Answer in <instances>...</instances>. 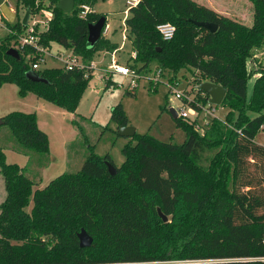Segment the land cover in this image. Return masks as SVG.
<instances>
[{"label": "trees", "instance_id": "trees-1", "mask_svg": "<svg viewBox=\"0 0 264 264\" xmlns=\"http://www.w3.org/2000/svg\"><path fill=\"white\" fill-rule=\"evenodd\" d=\"M18 1L31 4V0ZM97 1L76 0L73 11L64 12L57 6L59 0H50L52 17L47 28L34 31L40 45L50 48L58 43L88 67L96 52L116 49L118 45L103 30L94 45L89 42V24L102 15L92 10L81 17L80 5L94 7ZM250 1L254 5L252 25L195 0H140L127 19L128 37L137 52L135 65L150 71L155 64L173 77L191 68L223 85L227 94L222 105L230 109L229 122L215 118L201 135L196 120L177 117L186 135L182 144L137 132L136 144L122 149L125 161L121 166L110 153L100 156L90 146L80 169L58 175L43 188L37 187L40 181L26 168L7 162L8 148L0 145V173L7 193L0 204V264L174 260L198 261L182 264H264V145L255 140L264 129V75L257 77L248 99V79L261 72L251 71L248 61L256 50L264 51V0ZM190 19L215 23L218 29L213 33ZM4 22L13 32L0 40V88L14 83L21 95L33 92L76 112L93 69L34 70L48 82L28 79L31 62L36 61H31L34 48H18L19 57L8 53L28 27L19 15L14 22L6 18ZM163 23L176 26L170 40L158 30ZM111 81L112 77L108 86ZM126 93L135 95L136 91ZM197 100L206 105L209 94L199 92ZM2 119L18 144L16 151L50 153L48 134L39 127L36 113L12 111ZM111 120L117 129L129 125L121 104L114 108ZM73 124L83 134L79 120ZM131 161L136 162V169L129 167ZM107 162L116 166V175L110 174ZM123 171L127 173L120 179ZM182 177L192 178V186L181 189ZM135 190L152 193L167 216L176 217L180 201L189 211L177 225L163 220L162 229L153 228L152 206ZM82 228L94 238L90 247H80Z\"/></svg>", "mask_w": 264, "mask_h": 264}, {"label": "rangeland", "instance_id": "rangeland-1", "mask_svg": "<svg viewBox=\"0 0 264 264\" xmlns=\"http://www.w3.org/2000/svg\"><path fill=\"white\" fill-rule=\"evenodd\" d=\"M199 1H201L200 4L202 5L211 8L213 6L220 8L221 11L217 12L234 19L240 13L239 11H243L246 17L244 23L246 22L245 24L250 25L251 13L247 0ZM248 1L252 3L250 0ZM8 2L12 10L19 15L21 21H23L27 11L30 10L29 24L25 32L30 27H34V29H38L39 31H44L47 28L48 21L52 17V10L49 7L50 0H31L30 6L27 5V1L19 2L18 0H8ZM233 5L236 6L234 7ZM126 7V0H98L94 5V10L101 14L102 17H105L106 23L109 24L110 33L107 38L114 44H123L121 24ZM12 32L13 30L3 22L2 26H0V40ZM18 44L16 42L14 47H17ZM60 52L64 57L72 54L70 49L53 42L49 53L44 55L46 61H40L41 67L39 70L63 68L64 63L62 57L58 54ZM132 52L133 47L131 41H128L125 49L118 53V59L124 64L130 58ZM36 58L35 55H32L31 61L37 60ZM94 60L95 69L92 71L91 80L76 112L65 110L44 98L38 97L33 92L21 95L18 85L14 83L4 84L5 86L3 85L4 87L2 86L0 88V118L12 111L36 113L39 127L48 134L50 153L42 154L33 152L31 155H27L15 150L14 146L18 144L13 138L11 130L7 125L0 124V145L8 148L5 149L6 161L26 168L32 177L34 176L40 181L39 186H37L38 188L45 187L53 178L64 172H73L80 169L87 157V153H89L90 146L100 156L110 153L116 165L121 166L123 164L125 161L122 153L123 147L126 144L135 145L137 140L135 137H123L118 134L117 123L112 121L111 118L114 108L119 104L123 106L128 116L129 125L136 127L138 133L149 134L166 142L172 141L182 144L185 141V132L178 125L179 119L172 115L171 108L177 110L185 106L189 108L190 105L177 98L174 92L169 91L168 86L165 84L166 78H163L164 83H159L154 90L151 89L152 81L150 79H141L138 87L135 89V95H129L126 91L131 83V78L105 71L106 68L110 67L112 61L110 52L106 50L96 52ZM248 67L251 71H261L252 74L248 79V99H250L253 95L255 80L260 75H264V51L256 50L253 59L248 61ZM149 68L155 70L158 67L153 64ZM144 72L146 70H143V74ZM151 75L152 73H148V77ZM110 77H112V81L108 86L107 81ZM178 79L181 81L180 89L186 87L187 80L191 81L192 84L198 79L208 81L201 73L195 72L191 68L182 69L178 73ZM206 106L208 105L206 104ZM214 107L216 108V119L228 121L227 114L230 109L223 105ZM262 113L264 114V110ZM190 114L192 120L196 119L195 114L191 112ZM250 114L252 117L255 116L254 112ZM235 115L237 116V112ZM81 117H83L82 120ZM75 119L79 120V123L84 127L83 134L73 124ZM214 119L210 114L203 111L199 118H197L199 134L203 135L204 128L209 127V124ZM255 140L264 145V129L259 130ZM43 164H46L45 168L41 167ZM129 167L136 169V162L131 161ZM126 173L127 171H123L119 175L120 179H124ZM192 184V178L182 177L180 187L181 189H186L191 187ZM37 187H34V189ZM135 191L138 196L140 195L148 200L150 207L152 206L150 211L152 227L162 229L163 219L159 214L157 215L158 208H161L158 199L152 193L139 190ZM6 194L4 179L0 173V204L5 200ZM32 206L33 198L30 206L26 210L31 212ZM188 211L189 209L183 201H180L176 217L168 216V222L172 225L176 224ZM100 242L101 240L95 236V243L100 245ZM196 262L198 261L174 260L152 261L143 264H182Z\"/></svg>", "mask_w": 264, "mask_h": 264}, {"label": "built area", "instance_id": "built-area-1", "mask_svg": "<svg viewBox=\"0 0 264 264\" xmlns=\"http://www.w3.org/2000/svg\"><path fill=\"white\" fill-rule=\"evenodd\" d=\"M140 3V0H126L127 7L124 9V16L122 19L121 29L123 33V44L120 47H117L113 51H109L111 54V64L109 68H106L105 71L113 72L114 74H120L124 77L131 78V83L129 85V90H135L141 79H150L152 81L151 88L155 89L159 83H164L163 78H166L165 84L168 86L169 91H172L176 94V97L183 100L184 103H187L190 105L189 108L186 106L183 108L177 109L178 111V117L181 118H191V113L195 114L196 119V128H197V118L201 115L203 111L210 114L212 117L216 118V108L208 102V106L204 105L202 101L197 100L199 92L201 94H205V91H202L200 88V85L198 82H195L192 84L191 81L187 80V85L183 89H180V83L181 81L178 79V75L173 77L172 74H170L167 71L162 70L161 68L153 69L150 71H146L143 74V70H140L139 66L135 65V59L137 58V52L133 50L131 53L130 58L127 59V61L123 64L118 59V53L124 48V43L129 40L128 34H129V26L127 23V19L129 18L131 14V9L133 7H136ZM93 10V7H91L89 4H82L80 5V16L86 17L88 13H90ZM4 13L1 11L0 8V26H2L4 19H5ZM109 30V24H105L103 29V34L106 36L107 32ZM158 30L160 34L163 36L164 39L170 40L174 37L176 32V26L172 23H163L158 25ZM35 29L34 27H30V29L22 34L18 39V46L15 48H22L26 45L32 46L35 50V53L33 55H38V58L36 61L31 62V66L33 70H39L41 67L40 61H46L45 54L49 53L50 48L44 47L40 45L38 42V37L34 33ZM63 58V56H61ZM130 60V61H129ZM64 61V67L68 70H72L75 68H94V62L88 67V65L84 64L80 57L73 54L63 58ZM148 73H152L151 76L148 77ZM147 74V75H146ZM170 75V76H167ZM210 99V96H209ZM264 125H262V128ZM198 129V128H197ZM205 129V128H204ZM241 132V130H239Z\"/></svg>", "mask_w": 264, "mask_h": 264}, {"label": "water", "instance_id": "water-1", "mask_svg": "<svg viewBox=\"0 0 264 264\" xmlns=\"http://www.w3.org/2000/svg\"><path fill=\"white\" fill-rule=\"evenodd\" d=\"M76 0H59L57 6L59 9H61L64 12H72L75 7ZM0 8L1 11L4 13L6 19L9 22H14L17 18V14L12 10L10 7V4L8 0H0ZM30 19V10L27 11L26 15L23 18V25L28 26ZM193 23L196 25L206 28L210 30L211 32H216L218 29V25L209 21H200V20H194L190 19ZM106 23L105 17H101L97 22L90 23L89 24V42L94 45L100 38L102 34V30L104 28V25ZM8 53L12 56L19 57V50L15 47H12L9 49ZM28 79H31L33 81H43L48 82V80L38 73H36L33 69L29 70L26 74ZM198 83L200 85V88L205 91L210 96V103L212 105L220 106L222 105L225 96L227 94V88L223 85L214 83L212 81H202L198 79ZM172 115L177 118L178 117V111L175 108H171ZM0 124H3L2 117L0 118ZM137 133L136 127L132 125H121L118 128V134L123 137H134ZM108 169L111 175H116L118 172V169L116 166L111 163L107 162ZM159 215L163 218L165 222L168 221V216L163 213L161 208H158ZM78 238L80 241V247L81 248H87L90 247L93 242L94 238L91 234L88 233V231L85 228H82L80 232H78Z\"/></svg>", "mask_w": 264, "mask_h": 264}, {"label": "crops", "instance_id": "crops-1", "mask_svg": "<svg viewBox=\"0 0 264 264\" xmlns=\"http://www.w3.org/2000/svg\"><path fill=\"white\" fill-rule=\"evenodd\" d=\"M195 1H197V2H201V1H199V0H195ZM247 2L249 3V6H250V13H251V17H250V21H249V24L250 25H252V23H253V20H254V5H253V3H250L248 0H247ZM213 6V5H212ZM234 7L236 6V5H233ZM233 7V8H234ZM211 8V7H210ZM214 8V10H216V11H221V9L220 8H217L216 6H213L212 7V9ZM93 10H94V7H93ZM95 11V10H94ZM252 11V12H251ZM240 13L239 14H237V16H235V19H237V20H240V21H242V22H244V20H246V17L244 16V12L243 11H239ZM246 23V22H245ZM110 33V26H109V30H108V32H107V34H106V37H108V34ZM122 39H123V37H122ZM128 41H130V40H127L125 43H124V48L123 49H125V47H126V45H127V43H128ZM123 43V42H122ZM118 45V47H120L121 45L120 44H117ZM122 49V50H123ZM72 52V51H71ZM58 54H60L59 56H63V54H61V52L60 53H58ZM71 54H68L66 57H68V56H70ZM63 58H65L64 56H63ZM63 58H62V61H63ZM93 62H95V60L93 61ZM63 63H64V61H63ZM6 85V84H5ZM4 85V86H5ZM3 86V87H4Z\"/></svg>", "mask_w": 264, "mask_h": 264}]
</instances>
